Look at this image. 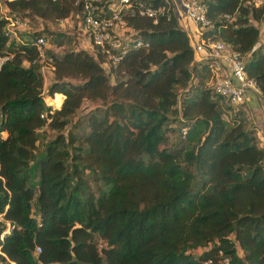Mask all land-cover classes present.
<instances>
[{
	"label": "trees",
	"instance_id": "1",
	"mask_svg": "<svg viewBox=\"0 0 264 264\" xmlns=\"http://www.w3.org/2000/svg\"><path fill=\"white\" fill-rule=\"evenodd\" d=\"M128 1L125 21L142 45L126 44L117 61L74 47L49 52L53 80L44 89L40 64L24 65L37 59L35 47L9 43L5 16L47 23L76 7L2 1L0 53L13 58L0 69V214L14 227L0 251L16 264H202L219 251L227 264H264V147L245 104L236 109L213 92L172 4ZM140 2L163 8L156 22L138 13ZM202 4L211 27L201 37L244 55L264 98V0ZM62 37L72 40L54 43ZM84 100L100 105L71 121ZM171 122L179 150L161 147ZM43 127L58 133L37 155Z\"/></svg>",
	"mask_w": 264,
	"mask_h": 264
},
{
	"label": "built area",
	"instance_id": "2",
	"mask_svg": "<svg viewBox=\"0 0 264 264\" xmlns=\"http://www.w3.org/2000/svg\"><path fill=\"white\" fill-rule=\"evenodd\" d=\"M72 1L76 10L66 18H59L53 21H48V30L58 31L68 25L66 34L72 35L74 38V49L85 50L93 57L99 60L97 52H101L106 61L119 60L124 53L126 44L134 46L142 45L140 39L134 38V30L130 28L125 16L131 11V3L128 0H69ZM168 4H172L173 10L180 21L193 23L196 27L197 36L191 37L192 48L195 54V59L201 62H206L210 72L208 85L213 92L221 96L226 103L233 107H240L247 102L248 93L253 92L260 100V106L264 110V98L261 96L259 89L253 79L249 78L245 69L246 57L239 51L232 50L224 41H214L209 38L203 39L201 33L203 30L211 27V21L207 18L205 7L202 0H165ZM250 3L260 5L263 0H248ZM0 4L2 1L0 0ZM140 15L153 18L156 22L157 14L163 11V8L153 9L145 3L136 5ZM228 18V15L225 16ZM8 20L4 34L10 39L13 37L17 43H31L38 54L37 59L32 62H24L25 66L31 64H40L39 68L53 70L52 62L54 56L49 52L51 50L49 38L44 35L31 34L28 40H22L18 36V30L31 28L30 17H12L5 16ZM76 18V22L72 19ZM40 22V21H39ZM79 23V24H78ZM43 30L44 23L40 22ZM78 24V25H77ZM78 27V31L75 29ZM75 30V31H74ZM73 32V33H72ZM60 33V32H59ZM71 33V34H70ZM13 58V54L0 53V69L9 60ZM102 62V65H107V62ZM49 105V104H48ZM48 107H53L49 105ZM45 113L41 114L43 116ZM182 135L186 134V130L182 129ZM0 225L3 226L0 230V241L4 236L9 234L14 225L10 223L0 214ZM208 250V247L203 248ZM0 254L4 255L1 251ZM5 256V255H4ZM220 257L217 261L209 257L202 264H227L229 259L224 257L222 252H218ZM11 264H16L10 261Z\"/></svg>",
	"mask_w": 264,
	"mask_h": 264
},
{
	"label": "rangeland",
	"instance_id": "3",
	"mask_svg": "<svg viewBox=\"0 0 264 264\" xmlns=\"http://www.w3.org/2000/svg\"><path fill=\"white\" fill-rule=\"evenodd\" d=\"M1 1H4V0H1ZM4 13H5V8H4V5L2 3L0 14L2 15ZM72 21L76 22V18H73ZM263 21H261V22H263ZM47 24H48V22L43 24L46 29H48ZM30 25H31V28L18 30V36L24 41L28 40L30 38L31 34H33V32H37V30H39V28H41V26H42L40 24V22L34 17H30ZM67 29H68V25L65 26L64 28H60L58 31H56L57 34H55L53 37L49 38L50 46H52L50 52L53 53L55 56H60V54H62L63 52L71 50L74 47V41H73L74 38L72 37V35H69V34L68 35L71 36V38H72L71 42L68 41L67 38L62 37V40L64 42L63 45L59 46V45L54 43L55 36H59V35L69 33ZM75 29L78 31V27H76V25H75ZM10 41L15 42V39L13 37H11ZM104 66H105V68L107 67V65H104ZM47 69L48 68H44V69L39 68V71L43 77V89H44V87H47L51 83V81L53 80V74H50V71ZM73 81L75 82V84L79 83V79L78 80L74 79ZM177 92L179 95H182L183 88H178ZM248 100H249V102L247 103V105L245 107V113H246V116H247L249 122L251 123L252 121L249 119L248 114H251L252 117L255 118L256 121H258L259 118H262L264 120V110H262V108L260 106V100L256 97V95H253V94L248 95ZM44 102H45L46 106H49L46 103L45 99H44ZM99 105H100V102H98V101L84 100L81 107L76 111L74 116L71 117V121L75 120L77 117L83 118L88 112H90L92 109H94L95 107H97ZM238 108L239 107H236V109H238ZM251 125L255 126L253 123H251ZM178 126L179 125L176 122L170 123V127H169L170 130L167 132V142L165 143V145H162L161 147H166V148L171 149V150H179L180 149V147H181L180 139H182V137L180 138V136H179V131H178L179 127ZM63 132L64 133L66 132V128L63 130ZM57 133L58 132L56 130L50 129L48 127L41 128L38 131V141H37V147H36L35 153L37 155L42 153L46 143L49 140H51L52 138H54ZM97 243L103 244V242L99 238H97ZM0 264H11V263L7 260L5 262H1Z\"/></svg>",
	"mask_w": 264,
	"mask_h": 264
},
{
	"label": "crops",
	"instance_id": "4",
	"mask_svg": "<svg viewBox=\"0 0 264 264\" xmlns=\"http://www.w3.org/2000/svg\"><path fill=\"white\" fill-rule=\"evenodd\" d=\"M181 25L183 26L184 30L188 33L189 36L191 37L197 36L196 31H195L196 27L194 26L193 23L181 21ZM258 26L260 29V40L261 42H263L264 41V21L258 23ZM250 93L255 95L253 92H250ZM248 102L249 100L247 99V102L245 103V107ZM248 115H249V119L252 121L251 123L255 125L254 127L256 129V137H257L258 144L261 147H264V120L262 118H259L258 121H256L255 118H253L251 114H248Z\"/></svg>",
	"mask_w": 264,
	"mask_h": 264
}]
</instances>
